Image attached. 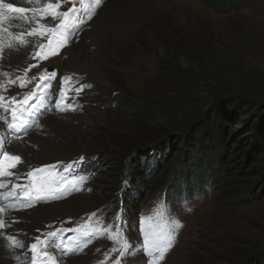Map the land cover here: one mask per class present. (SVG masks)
Listing matches in <instances>:
<instances>
[{"label": "rangeland", "instance_id": "374dc122", "mask_svg": "<svg viewBox=\"0 0 264 264\" xmlns=\"http://www.w3.org/2000/svg\"><path fill=\"white\" fill-rule=\"evenodd\" d=\"M140 1L152 9L146 7L144 14L130 13V22L125 23L127 29L122 26L123 18L108 22V10L98 15V8L66 47L39 61V66L27 73L28 77L38 76L47 67H53L49 72L57 74L52 82V94L37 113L48 118L41 124L34 122L23 135L24 139L12 140L10 144L5 142V150L23 158L25 163L19 166L20 171L54 162L57 170L63 171L62 165L84 156L83 164L73 171L86 179L80 191L6 213L11 227L3 231L18 234L25 247L10 249L0 237V259H3L0 264H11L17 256H20V264H28L27 246L35 236L56 229H75L92 213L97 214L90 222L92 226L96 219L103 221L105 226L114 223L115 213L94 210L112 198L111 180L117 164L121 160L129 162L134 151L142 147L140 142L147 139L149 141L144 142H150L153 137L159 142L169 140L170 158L175 160L179 153L176 136L181 132L185 135L198 129L203 131L205 124L209 126L213 122L211 136L214 139L223 136L226 142L222 162L228 170L227 178L237 171L239 177L236 179L246 184L255 181L254 187L249 188L253 190L250 197L254 199L238 205H223L217 202V194L197 197L198 192L194 191L185 202L168 205L156 195L153 181L148 185L144 183L149 192L138 196L134 209L139 211L138 217L127 219L124 227L134 248L121 264H147L149 257L141 250L143 235L139 222L141 217L151 215L158 204L165 206L166 218L182 225L175 229L173 246L161 264H264L260 260L264 255V151L258 149L264 141V0H246L245 4L238 0L227 3L226 0H174L171 7L166 6L171 0ZM5 2L15 7H32L35 0L31 3L29 0ZM69 7L70 3H64L61 11ZM97 16L100 19L94 27ZM105 20L108 27L103 28ZM48 22L52 26L57 23L50 17ZM80 38H84L82 42L87 45L82 49V63L87 59L84 67L96 79L92 73L89 77L87 73L80 74L83 73L81 65L72 66L74 61L70 53L76 52L74 46ZM36 63V59L14 53L10 61L0 62V72L22 75L24 68ZM62 63H65L64 68ZM69 75L74 77V82H79L77 87L87 85L81 93L88 101L83 105L76 99L64 100L63 103L73 107L61 111L56 104L60 99L59 85L61 78ZM78 75L84 77L77 78ZM4 79L0 76V80ZM35 84L33 81L24 88L13 85L7 93L18 97L21 92L25 97ZM215 89L221 92L216 95ZM184 98H187L184 104L192 101L196 111L204 112L240 105L248 98L262 101L256 109L252 106L236 108V115H230V119L220 114L211 118L199 116L188 120L183 128L177 127L181 124V115L174 117L166 115L163 109L155 110V106L165 107ZM131 103H136L143 111L134 109ZM251 133L256 134L254 140L244 141L243 135ZM238 138L240 142L236 141ZM251 151L254 155L248 160L243 153ZM197 180L193 182L195 189ZM202 181H205L204 176ZM255 187L258 188L254 190ZM256 192L257 195H253ZM13 218L17 222H13ZM32 229L36 232L32 233ZM56 242L61 247L51 251L57 264H113L119 256V252L110 253L111 240L95 235L88 242L77 232L63 231ZM62 242L69 247L64 248ZM105 254H109L107 260Z\"/></svg>", "mask_w": 264, "mask_h": 264}, {"label": "snow or ice", "instance_id": "6c2138e0", "mask_svg": "<svg viewBox=\"0 0 264 264\" xmlns=\"http://www.w3.org/2000/svg\"><path fill=\"white\" fill-rule=\"evenodd\" d=\"M103 2L104 0H55L53 3V0H35L32 7H15L11 2L0 0V62L10 61L14 53L37 60L36 64H29L24 68L22 75L0 72V76L5 78L0 80V125L6 126L7 130L13 133V139L21 140L33 126L39 109L43 107L48 95L52 94V82L57 75L47 69L38 76L28 77L27 73L38 67L39 61L58 54L60 49L66 47L81 25L92 19ZM64 3L71 4L67 11H61ZM8 13L20 15L10 16ZM49 17L52 21H57L55 26L48 22ZM16 68L20 71L19 65ZM33 81H36L35 87L25 94L24 100L6 95L13 85L24 88ZM78 83L74 82L71 75L61 78L60 99L56 101L61 111L71 109L70 104L60 107L69 92L74 91L79 95L87 86L79 84L77 87ZM7 143L12 141L8 140ZM4 144L5 138L0 136V237L7 242L10 249L24 248V242L18 239V234L3 231L11 227L5 214L32 207L40 201L62 198L72 191H80V186L86 178L77 176L73 170L83 164L85 157L81 156L78 161L62 165L63 171H58L56 164L20 171L19 166L25 161L19 154L6 151ZM96 215L92 213L83 225L75 229H56L46 235L35 236L33 242L27 246L30 254L28 264H57L51 249L61 247V244H57L56 237L63 231L77 232L86 237L88 242H91L94 235L111 240L113 247L109 250L110 253L119 252L113 264H121L122 259L131 254L134 248L124 232L123 209L115 214L114 223L107 226L99 219H96L95 226H92L90 222ZM13 222L17 221L13 218ZM139 225L143 235L141 250L149 257L147 264H161L173 246L175 229L182 225L166 218L163 204H158L151 215L141 217ZM62 246L69 247L63 242ZM108 258L109 254H105V259ZM16 259L19 261L20 256ZM25 259L27 260V257Z\"/></svg>", "mask_w": 264, "mask_h": 264}, {"label": "trees", "instance_id": "16d2710c", "mask_svg": "<svg viewBox=\"0 0 264 264\" xmlns=\"http://www.w3.org/2000/svg\"><path fill=\"white\" fill-rule=\"evenodd\" d=\"M229 1L230 0H226L225 3ZM245 1L246 0H238L241 4H245ZM219 92H221L220 89H215L216 95H218ZM187 98L182 99L179 103L174 102L173 104H167L165 107L161 106L162 108L155 106V110L160 112V109H163L162 111L166 112V115L174 117L181 115L182 121L177 127L181 126L183 128V126L188 123V120L199 116L211 118L213 115L220 114L224 119H230L228 118L230 115H236V108L240 110L242 106H252L253 109H256L262 101V99L259 98L250 101L248 98L245 100L246 102L242 101L240 105L232 104L231 107H225V109L216 108L211 111L207 109L204 112L196 111V108H194L191 103L192 101L184 104ZM235 98L239 97L235 96ZM192 99L194 100V98ZM131 106H133L134 109H142V107H137L136 103ZM142 111L143 110H141V112ZM145 111L149 112L150 110L145 109ZM222 111L223 115L221 114ZM250 112L252 111L250 110ZM213 126L215 127L214 122L209 126L205 124L204 128L206 129L203 131L198 129L195 132H189L185 135L181 132L179 134H182L181 136H176V146L179 153L176 154L175 160L170 158L171 144L169 140L162 139L159 142L153 137L154 140H150V142H144L149 141V139L140 142V144L143 143L141 145L142 147L140 146L141 148L136 149L134 153L132 152L133 156L130 158L131 160L129 162L124 163V160H121L117 164L115 170L116 174L112 175L111 187L113 193L116 191V193L113 194L114 200L118 198L123 205L125 216L131 214L132 208L134 207L133 202L135 201V197H133L134 195L127 197L125 193L123 197L122 189H124L126 185H130L131 192H134L132 194L141 195L149 188L146 187L144 183L148 185L151 181L154 182L153 187L156 189L157 193L161 195L164 202H175L182 198H187L194 191L198 192V195L213 196L217 194V202H220L223 205H238L250 202L254 199L250 197L253 190H249V188L254 187L252 184H256L255 181L254 183L250 181V183L246 184L243 181H240V179H236V177H239V172L237 171L230 173V176L232 177L228 175L227 178L226 173L228 170L222 162L223 155L225 154V141L223 136L219 139L216 138L217 140L214 139V136H211V128H213ZM210 137H212V139ZM255 137V133H251L249 136L243 135L244 141L254 140ZM239 139L240 138L236 139V141ZM215 141L218 142L217 145ZM260 143L262 147H259L258 149H261L263 152L264 141ZM243 154L249 160L253 158L252 155H254V152L251 151L247 154L245 152ZM145 165L147 167H145ZM202 176H204L205 181H202ZM196 180V185L199 187L195 189L193 182ZM257 188L258 187H255L254 190ZM219 191L220 195H218ZM253 195H257V192ZM241 251L243 253L245 252V250ZM260 260L261 262H264V255Z\"/></svg>", "mask_w": 264, "mask_h": 264}, {"label": "bare ground", "instance_id": "6f19581e", "mask_svg": "<svg viewBox=\"0 0 264 264\" xmlns=\"http://www.w3.org/2000/svg\"><path fill=\"white\" fill-rule=\"evenodd\" d=\"M115 1H117V0H109V2H108V4L106 3V4H104V6L102 7V8H100L99 9V11H98V15L100 14H102L103 12H105L106 10H105V8L108 10V15H107V17H106V20H108V22H111V23H114V19H116V18H123V20L125 21L124 22V24L122 23V26H124V28H126V26H125V23H126V21H127V24L130 22V16H131V14L133 13V12H138V14H144V12H145V9H146V7H148V6H146L147 4H144V5H142L143 3L140 1V0H119L120 2H119V4L117 3V2H115ZM174 3L175 1L174 0H171V1H169L167 4H166V6L167 7H171L170 5H171V3ZM132 7H134V8H132ZM148 9H152V8H150V7H148ZM131 13V14H130ZM129 14H130V16H129ZM134 14V13H133ZM51 19V18H50ZM100 19V17L99 16H97L96 17V19H95V21H94V23H93V25H94V27H95V24H96V22L98 21ZM106 20L103 22V25H102V27L103 28H105V26H107L108 27V25H105V23H106ZM118 22V21H117ZM112 27H113V25H112ZM110 28V27H109ZM127 29V28H126ZM82 40H84V38H80V42L76 45V46H74L75 47V49H76V52L75 53H70V56L71 55H73L72 57H73V64H72V66H80L81 65V69H83L82 70V72L83 73H80V74H85V73H87L88 74V77H89V73H92L88 68H86V67H84L85 65H86V63H87V59H85L84 61H83V63H82V57H83V53H82V49L83 48H86L87 47V45L86 44H83V42H82ZM82 44H83V46H82ZM92 44V43H91ZM74 52V51H73ZM68 54V53H67ZM18 60V59H17ZM91 60V59H90ZM61 66H62V68H64L65 67V63H62L61 64ZM86 76V75H85ZM79 77H84V75H78L77 76V78H79ZM92 77H94V79H96V77L94 76V74L92 73ZM86 101H88L87 100V98L86 97H84L83 98V105H84V102H86ZM64 105H66V104H64ZM64 105L62 104L60 107H64ZM67 105H69V104H67ZM73 107V105H71V108ZM89 108V107H88ZM93 109V108H92ZM37 119H36V121L35 122H38L39 124H41L42 123V121L44 120V121H46L47 120V118L48 117H46L45 119H44V116L43 115H40V114H37ZM66 123V122H65ZM60 125V124H59ZM58 125V126H59ZM67 127V126H66ZM69 127V126H68ZM63 129V128H62ZM17 135H23V134H17ZM0 136H3L4 138H5V140H15V139H13V133L10 135V133H7L6 131H4V130H2V129H0ZM24 138V137H23ZM22 138V139H23ZM25 147V146H24ZM26 154V153H25ZM34 160V159H33ZM197 187H199L198 185H196ZM43 208V207H42ZM46 212H47V210H46ZM49 213V212H48ZM11 216V215H10ZM8 221V220H7ZM33 224V223H32ZM6 231V230H5ZM2 248V247H1ZM5 250V249H4ZM1 253V252H0ZM6 256V255H5ZM6 258V257H5ZM12 258V257H11ZM2 259V258H1ZM0 259V260H1ZM3 260V259H2ZM11 260V259H10Z\"/></svg>", "mask_w": 264, "mask_h": 264}, {"label": "flooded vegetation", "instance_id": "af4514ba", "mask_svg": "<svg viewBox=\"0 0 264 264\" xmlns=\"http://www.w3.org/2000/svg\"><path fill=\"white\" fill-rule=\"evenodd\" d=\"M105 10H106V8H105Z\"/></svg>", "mask_w": 264, "mask_h": 264}]
</instances>
